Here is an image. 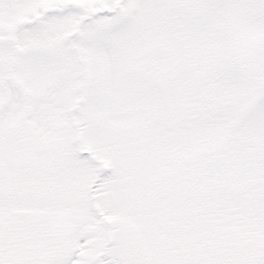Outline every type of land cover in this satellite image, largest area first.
Returning a JSON list of instances; mask_svg holds the SVG:
<instances>
[{"label":"snow or ice","instance_id":"obj_1","mask_svg":"<svg viewBox=\"0 0 264 264\" xmlns=\"http://www.w3.org/2000/svg\"><path fill=\"white\" fill-rule=\"evenodd\" d=\"M0 264H264V0H0Z\"/></svg>","mask_w":264,"mask_h":264}]
</instances>
